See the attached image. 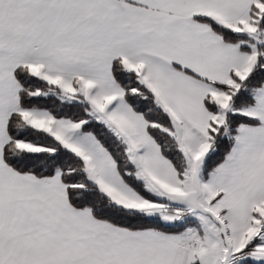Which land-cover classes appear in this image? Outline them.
Instances as JSON below:
<instances>
[{"label": "snow or ice", "instance_id": "snow-or-ice-1", "mask_svg": "<svg viewBox=\"0 0 264 264\" xmlns=\"http://www.w3.org/2000/svg\"><path fill=\"white\" fill-rule=\"evenodd\" d=\"M0 264H264V0H0Z\"/></svg>", "mask_w": 264, "mask_h": 264}]
</instances>
